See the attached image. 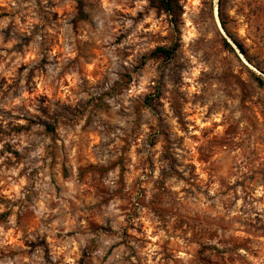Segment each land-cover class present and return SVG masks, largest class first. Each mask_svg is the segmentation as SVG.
Segmentation results:
<instances>
[{"label": "rangeland", "instance_id": "rangeland-1", "mask_svg": "<svg viewBox=\"0 0 264 264\" xmlns=\"http://www.w3.org/2000/svg\"><path fill=\"white\" fill-rule=\"evenodd\" d=\"M180 5L0 0V264H264V0Z\"/></svg>", "mask_w": 264, "mask_h": 264}, {"label": "trees", "instance_id": "trees-1", "mask_svg": "<svg viewBox=\"0 0 264 264\" xmlns=\"http://www.w3.org/2000/svg\"><path fill=\"white\" fill-rule=\"evenodd\" d=\"M151 7L156 9L158 12H162L171 17L172 23L174 25L178 24V20L182 15V8L180 5V0H151ZM80 10L82 19L86 18L85 13L83 12V4L80 2ZM227 46L231 45L226 41ZM243 54V47L238 45ZM178 48L177 46L173 47H158L151 55L154 59H161L164 61H170L174 58ZM260 85H264V78H258ZM51 128V127H50Z\"/></svg>", "mask_w": 264, "mask_h": 264}, {"label": "bare ground", "instance_id": "bare-ground-1", "mask_svg": "<svg viewBox=\"0 0 264 264\" xmlns=\"http://www.w3.org/2000/svg\"><path fill=\"white\" fill-rule=\"evenodd\" d=\"M259 72H260V71H259ZM260 75H264V74L260 72Z\"/></svg>", "mask_w": 264, "mask_h": 264}]
</instances>
